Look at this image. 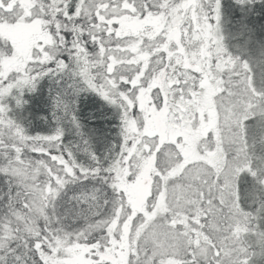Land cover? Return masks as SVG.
<instances>
[{
    "label": "snow or ice",
    "instance_id": "snow-or-ice-1",
    "mask_svg": "<svg viewBox=\"0 0 264 264\" xmlns=\"http://www.w3.org/2000/svg\"><path fill=\"white\" fill-rule=\"evenodd\" d=\"M0 264H264V0H0Z\"/></svg>",
    "mask_w": 264,
    "mask_h": 264
},
{
    "label": "flooded vegetation",
    "instance_id": "flooded-vegetation-1",
    "mask_svg": "<svg viewBox=\"0 0 264 264\" xmlns=\"http://www.w3.org/2000/svg\"><path fill=\"white\" fill-rule=\"evenodd\" d=\"M161 126H163V125H161ZM172 129H168V132H169V134H172Z\"/></svg>",
    "mask_w": 264,
    "mask_h": 264
}]
</instances>
